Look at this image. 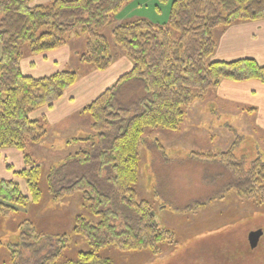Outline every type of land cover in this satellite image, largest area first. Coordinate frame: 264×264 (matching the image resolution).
Segmentation results:
<instances>
[{
  "label": "trees",
  "instance_id": "1",
  "mask_svg": "<svg viewBox=\"0 0 264 264\" xmlns=\"http://www.w3.org/2000/svg\"><path fill=\"white\" fill-rule=\"evenodd\" d=\"M30 1L0 0V149L23 152L25 163L14 172L17 179H0V218L39 204L43 180L53 201L79 194L97 219L74 217L70 232L82 238L88 248L76 252L66 264H109L101 255L110 248L158 255L162 245L174 242V233L160 225L152 203L137 195L146 129H179L185 109L204 100L224 79L264 82V65L254 58L210 60L216 48L215 30L264 19V0H173L166 23L145 18L116 23L111 33L113 45L131 67L82 108L91 118L90 134L72 138L69 144L79 146L45 175L25 153L28 144L40 143L47 133L45 116L34 118L31 113L52 108L79 75L68 69L42 77L23 73V46L28 45L30 54H45L66 45L67 35L79 29L85 36L79 62L103 71L116 54L97 29L109 25L112 15L132 0H52L35 6ZM239 141L236 137L218 155L191 153L198 161L218 163L230 179L218 196L190 202L184 210L193 211L231 192L257 204L264 202V160L247 163L245 156L236 157ZM151 143L167 160L160 142ZM22 226L21 240L33 235L38 240L48 238L37 233L31 221ZM52 236L56 249L38 264H58L68 249L69 233ZM13 246H9L10 261L16 264Z\"/></svg>",
  "mask_w": 264,
  "mask_h": 264
},
{
  "label": "rangeland",
  "instance_id": "2",
  "mask_svg": "<svg viewBox=\"0 0 264 264\" xmlns=\"http://www.w3.org/2000/svg\"><path fill=\"white\" fill-rule=\"evenodd\" d=\"M172 1L132 0L112 15L109 25L98 28L97 32L106 36L112 46V54L115 55L116 48L111 33L116 23L138 18L159 24L166 23ZM67 40L71 57L66 69L77 72L79 77L83 76L87 68H91L78 60V55L84 50L85 36L78 29L71 31L67 35ZM29 51L28 45L25 44L23 56L30 54ZM31 71L36 72L35 69ZM216 90V87L211 88L204 100L195 101L185 109V117L179 129H146L148 130L145 134L146 144L141 148L140 155L137 195L140 199H147L152 203L156 218L162 227L177 229L180 243L191 242L190 236L187 237V231H183L184 228L189 230L196 228V231L218 228L216 233L210 232L208 236L201 237L199 244L195 250L193 249L194 254L198 251L202 256L200 263L197 264H208L209 260L210 264H264V202L257 204L235 197L233 199L235 202L227 201L220 206L222 209L214 207L205 209L201 218L197 216V219L189 214L193 215L200 207L193 211L184 210L190 202L218 196L224 184L230 179L229 173L218 163L198 161L191 157L192 152L209 151L218 155L225 151L236 137H240L235 150L236 157L245 156L247 163L256 158L264 160V122L259 120L262 116L259 117L250 111L248 106L218 99L220 96ZM39 110L32 111L31 116L36 118L37 114L39 117ZM58 122L52 125L46 122L45 138L38 144H28L25 149V153L31 157V163L39 164L44 175L51 166L62 163L63 157L60 154L65 156L66 151L75 145L69 144L73 137H85L90 134L91 118L82 110L79 112L73 110ZM155 140L162 145L167 160H164L161 152L152 145L151 142ZM18 182L22 191H25L24 182L22 180ZM40 185L42 198L39 204L30 205L26 212L20 210L13 216L0 218V264H12L10 245H14L13 248L16 250L14 252L16 264H38L41 257L51 254L56 249V239L52 236L54 234H70L68 249L63 252L58 264H66L76 252L88 248L82 238L70 232L76 215H83L92 221L97 220L89 213L85 201L77 194L55 202L50 198L43 180ZM218 200L221 199L212 200L201 207ZM226 205L228 208L224 210ZM235 207H239L240 217H243L241 222L231 218L234 211L229 209ZM183 219H189L181 222L185 223L184 227L179 223ZM25 221L33 222L35 231L46 234L48 238L38 240L33 235L21 240V233L25 232V227L22 230L23 226L20 227V224ZM227 224L231 225L219 228ZM256 229L263 231V234L258 246L251 249L247 235ZM191 246L195 247L194 244ZM161 247L158 255L149 251L121 252L110 248L103 251L101 257H106L109 264H167L168 257L161 262L160 255L169 254L172 251L171 245L167 247L164 244ZM187 261L189 264V260Z\"/></svg>",
  "mask_w": 264,
  "mask_h": 264
},
{
  "label": "crops",
  "instance_id": "3",
  "mask_svg": "<svg viewBox=\"0 0 264 264\" xmlns=\"http://www.w3.org/2000/svg\"><path fill=\"white\" fill-rule=\"evenodd\" d=\"M51 1L52 0H31L30 5L48 4ZM214 35L216 48L210 58L211 61H230L240 58H254L260 65H264V19L240 21L228 26L219 27L215 30ZM70 57L71 54L67 48V44L58 49L46 52L45 54H28L21 59V70L27 75L42 77L66 69ZM130 67V61L121 52H117L111 65L107 69L99 71L92 67L87 68L86 74L78 77L76 83L65 91L64 95L54 103L52 108H38L40 109L38 115H44L47 124L52 125L56 122L59 123L58 121L67 117L69 112L73 110L79 112L82 110L88 102L97 97L107 87L111 86L115 80L121 74L127 72ZM31 69L36 70V75ZM216 88L218 96H220L218 99L233 101L236 102L237 105L248 106L250 111L252 110V112H255L259 117L262 116L259 120L262 121V123L264 122V82L253 79L247 81H231L224 79ZM73 105H75V107ZM78 146L79 144L75 143V145L71 146L69 151H66V154L73 152ZM60 156L64 157V155L61 154ZM7 165L11 166V169H8ZM24 167L23 152L15 148L0 149V179H17L14 172L19 171ZM234 194V192L228 193L223 199L218 200V202H215V200L210 204L195 210L196 212H193V215L192 213L189 215L194 217V219H197L198 217L201 218L202 213H204L206 211L205 209H208L209 207H214V209L217 208L218 210L222 209L220 206L224 203L226 204L227 201H230L231 203V201L235 202V200H233L235 197L238 199L240 198L236 194L233 197ZM240 200H242V198H240ZM227 208L228 205L224 207V210ZM229 210L234 211V215L231 217L232 220H235L236 222H241L243 220V217H240L241 213L239 212V207L230 208ZM188 220H180V226L184 227L185 223L181 224V222ZM228 225L231 224L223 225L219 228ZM169 230L174 232L175 240L171 244H166L167 247L171 245L172 251L165 255L162 253L160 255L162 256L161 262L168 257L167 264H188L187 260H189V264H197L200 263V260L202 259V256L199 255L198 251L197 254H194V250L197 244H199V239L203 236H208V233L210 234V232L216 233L218 228L205 229L203 231H196V228H192V230L184 228L183 231H187V237L190 236L189 239L191 240V242L187 241L184 243H180V239L178 238L180 234L176 228L171 227ZM262 234L259 237L256 246H258ZM192 244H194L195 247H192ZM190 250L193 251L188 253ZM209 261L211 262V260ZM210 262L208 264H210Z\"/></svg>",
  "mask_w": 264,
  "mask_h": 264
},
{
  "label": "water",
  "instance_id": "4",
  "mask_svg": "<svg viewBox=\"0 0 264 264\" xmlns=\"http://www.w3.org/2000/svg\"><path fill=\"white\" fill-rule=\"evenodd\" d=\"M262 231L260 229L250 231L248 234V242L251 248L257 245L258 239L261 236Z\"/></svg>",
  "mask_w": 264,
  "mask_h": 264
}]
</instances>
